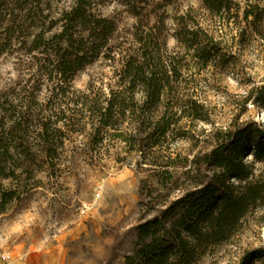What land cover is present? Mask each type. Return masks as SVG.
I'll list each match as a JSON object with an SVG mask.
<instances>
[{
    "label": "trees",
    "instance_id": "obj_1",
    "mask_svg": "<svg viewBox=\"0 0 264 264\" xmlns=\"http://www.w3.org/2000/svg\"><path fill=\"white\" fill-rule=\"evenodd\" d=\"M53 1L0 0V24L6 38L21 36L28 51L36 52L30 64L36 69L23 85L0 91V212L23 194L21 188L7 187L3 181L33 177L40 170V159L55 168L63 159L59 144L65 132L72 130L65 108L57 112L45 107L33 116L30 104L39 97L34 83L46 84L49 101L75 98L82 118L97 121L94 125L98 135L109 133L127 141L131 151L141 153L145 165L154 166L168 181L178 182L170 170L175 158L171 154L160 156L162 143L178 124L173 115L202 119L204 115L198 109L205 105L195 99L186 104L170 102L179 97L175 87L183 76V62L169 52L164 34L165 7L172 0H121L137 19L132 32L135 45L121 42L119 79L108 92L93 83L85 91L72 88L78 71L99 59L105 50H113L118 24L96 10L104 0H75L57 17L53 15ZM202 3L213 27L203 25L191 9L175 17L174 36L201 69L212 65L224 68L236 55L224 43L223 29L236 27L243 34V21L255 27L264 25V0ZM24 30L30 32L24 35ZM108 55L115 57L114 53ZM250 97L264 108V84L251 90ZM165 100L168 105L163 107ZM87 124L82 120L73 129L81 131ZM31 127L38 144L30 142ZM141 135L143 139L137 140ZM215 138L214 148L196 155L184 171L189 182L183 193L160 202L158 208L154 206L156 213L138 224L135 250L125 256V264H197L214 246L239 232L247 214L264 203V178L253 166V162H264V127L247 122L217 131ZM247 154L253 161H247ZM204 167L209 172L203 173ZM261 251L247 253L244 262L259 258Z\"/></svg>",
    "mask_w": 264,
    "mask_h": 264
},
{
    "label": "rangeland",
    "instance_id": "obj_2",
    "mask_svg": "<svg viewBox=\"0 0 264 264\" xmlns=\"http://www.w3.org/2000/svg\"><path fill=\"white\" fill-rule=\"evenodd\" d=\"M74 1L54 0L53 15L57 17ZM165 9L167 47L183 62L182 82L175 87L179 97L170 102L186 104L195 99L205 105L198 109L204 115L202 119L173 115L178 124L162 143L160 156L171 154L175 158L174 163L169 161L174 166L170 170L179 181L173 183L158 175L154 166L142 162L139 151L130 150L127 141L109 133L98 135L94 125L97 121L82 118L75 98L49 101L46 84L32 82L34 92L39 94L30 104L33 116L41 114V108L57 112L65 108L72 130L65 132L59 144L63 159L55 168L40 159V170L33 177L24 175L22 180L3 181L7 187L21 188L23 194L0 212V264H125V256L135 250L138 224L156 213L154 206L158 208L160 202L183 193L189 182L184 171L196 155L214 148L217 131L247 122L264 127V108L250 97L251 90L264 84V25L255 27L243 21V34L236 27L231 31L223 29L217 37L225 36L224 43L230 45L235 58L224 68L212 65L201 69L174 34L175 17L191 9L203 25L213 27L202 0H172ZM96 10L118 24L113 50H105L99 59L78 71L72 88L85 91L93 83L108 92L119 79L121 42L135 45L132 32L137 19L121 0H104L96 5ZM28 32L24 30L22 34ZM22 40L21 36L8 40L0 24L1 92L18 89L36 69V65H30L36 52H29ZM110 53L115 57L110 58ZM163 105L168 102L165 100ZM82 120L88 121L87 127L81 131L73 129ZM32 129L30 142L38 144ZM246 159L253 161L251 154ZM253 163L256 174L264 178V162ZM202 172L209 170L204 167ZM257 249L262 250V255L247 264H264V203L247 214L239 232L214 246L197 264H246L245 255Z\"/></svg>",
    "mask_w": 264,
    "mask_h": 264
}]
</instances>
